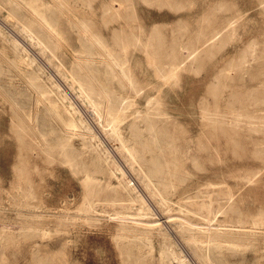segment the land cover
Listing matches in <instances>:
<instances>
[{"label": "rangeland", "instance_id": "rangeland-1", "mask_svg": "<svg viewBox=\"0 0 264 264\" xmlns=\"http://www.w3.org/2000/svg\"><path fill=\"white\" fill-rule=\"evenodd\" d=\"M65 1L70 12L64 16L38 9L63 38L64 65L72 69L76 54L96 55L72 24L81 18L132 73L134 86L122 87L99 62L89 64L91 76L123 103L121 132L134 149L147 151L141 164L152 166L159 157L157 164L169 167L165 173L180 174L156 181L184 182L182 188L207 181L234 187L237 214L260 219L263 233L246 256L224 251V260L264 264V0ZM0 4V17H8L11 5ZM13 55L0 37V264H166L156 233L151 243L119 238L118 220L103 212H131L129 198L119 192L117 180L95 173L105 170L83 152L81 140L69 139L36 103L26 66L13 71L4 64ZM150 98L159 115L141 122L136 110L145 111ZM81 108L91 120L90 108ZM167 112L172 116H164ZM29 115L49 141L47 153L24 129ZM150 123L158 131L155 144L149 142ZM138 134L145 144L137 142ZM108 144L120 147L115 139ZM91 206L98 211L90 213ZM162 224L181 248L172 227ZM178 256L175 264H182Z\"/></svg>", "mask_w": 264, "mask_h": 264}, {"label": "bare ground", "instance_id": "bare-ground-1", "mask_svg": "<svg viewBox=\"0 0 264 264\" xmlns=\"http://www.w3.org/2000/svg\"><path fill=\"white\" fill-rule=\"evenodd\" d=\"M36 1L41 3L37 4ZM6 2L11 5L12 11L8 12V17H0V37L9 43L14 55L10 61L4 58L3 62L13 71L21 69L22 64L26 66L29 70L26 85L34 90L36 103L44 105L52 122L69 139L81 140L83 152L89 153L93 164L105 170L95 173L101 172L105 177L117 180L119 192L129 198L131 212H103L107 218L118 220L119 238L151 243L152 236L156 233L160 254L166 264H175L178 254L182 264H227L224 251L241 252L245 255L247 250L253 249L260 242L263 233L262 221L246 220L243 218V211L237 214L239 211L235 204L234 187L224 182L207 181L197 182L198 188H182L180 185L184 182L156 181L165 179V175L178 177L180 174L165 173L164 170L169 167L157 164L159 157H153L152 161L156 164L152 166L144 167L141 164L145 159L143 153L147 151L134 149L121 132V123L125 121L126 116L123 103L119 105L117 96L91 76L89 64L99 62L106 68V74L122 87L134 86L132 73L123 69L111 53L110 47H106L81 18H76L72 24L97 51L96 55L76 54L72 69L64 65L59 53L63 38L43 11L53 9L57 14L64 16L70 12L65 0ZM40 7L44 9L42 12H38ZM2 9L0 4V12ZM28 46L36 51V56L33 55L34 52L30 53ZM43 66L52 72L56 80L53 76H46ZM41 85L44 90H41ZM48 97L51 98L50 102L46 101ZM124 104L126 105V102ZM146 105L145 111L136 110L135 116L141 122L152 121L153 115L156 114L152 98ZM11 106L17 112L18 107L14 101ZM81 106L90 108L92 121L84 114ZM165 115L172 116L168 112L164 113ZM27 118L23 123L25 131L33 138L32 143L47 153L50 145L46 135L36 129L34 115ZM148 129L149 142L157 143L158 131L155 126L150 123ZM113 139L120 143L119 148L109 146L108 143ZM137 142L141 145L146 143L141 134H138ZM210 142V139L200 140V143L206 145ZM128 174L132 178L128 177ZM213 176L217 178V172ZM176 194L180 196L175 201L172 196ZM151 202L162 212L163 222L172 227L175 238H180L181 248H177L172 241L174 238H170L166 233L160 217L156 218L157 214ZM91 207L90 213L98 211ZM88 216L95 222L101 219L94 215Z\"/></svg>", "mask_w": 264, "mask_h": 264}]
</instances>
